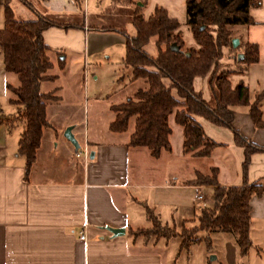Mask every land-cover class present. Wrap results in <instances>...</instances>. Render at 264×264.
Masks as SVG:
<instances>
[{
  "label": "crops",
  "instance_id": "crops-1",
  "mask_svg": "<svg viewBox=\"0 0 264 264\" xmlns=\"http://www.w3.org/2000/svg\"><path fill=\"white\" fill-rule=\"evenodd\" d=\"M37 1H41L42 10L47 11L44 16L53 20L71 25L79 18L70 0ZM133 1L141 7L143 19L159 7L179 27L185 26L184 0ZM247 15L250 24L229 30L238 45L256 46L257 61L241 74L228 76V80L234 77L232 83L229 81L231 86L241 81L250 100L264 88V0H252ZM85 17L87 12L82 10L78 27L45 29L41 40L54 57L63 53L65 58L67 51L69 58L76 59L74 68L77 76L81 75L82 99L89 96L91 101H96L98 94L91 90L88 94L86 89L88 79L96 81L98 78L91 57L106 54L108 58L111 47L119 45L123 50V45L119 36L104 33L110 26L85 25ZM187 37L192 41L189 30ZM5 85L15 87L17 81L14 75L4 73L0 55V264H172L163 252L170 239L159 238L147 245L129 234L150 226L145 208L161 225L177 228L181 222L193 220L200 205H211V188L190 183L195 173L200 172L190 169L186 177L177 179L178 168L172 170L170 177L168 169H161V161L170 163L185 161L182 157L186 155L193 157L190 153H181V139L173 149L170 143L173 129L168 120L169 151H160L156 159L143 148L127 147V135L119 139V134L107 129L113 119L109 107L124 102L126 96L106 107L112 119L99 131L86 129L76 139L69 127L76 150L47 123L41 131L34 160L25 173L23 157L16 152L24 121L17 115L16 107L9 103L12 97ZM193 85L196 90L202 87L198 79ZM204 98L207 99V95L204 94ZM231 114L232 128L254 145L264 147V129L252 126L245 108H232ZM196 122L203 135L217 145L207 158L213 164L209 168H216L218 184L240 186L243 182L242 150L233 143L230 131L201 118H196ZM176 131L181 135L180 127ZM83 148L86 158L75 157V151ZM244 182L247 186L254 184L261 188L259 195L249 198L248 215L264 221V153L249 156ZM197 194L200 200H196ZM105 228L121 229L123 233L113 237ZM78 233H83L84 241L78 240ZM236 257L223 259L218 264H253L246 254L238 256L245 259L242 263H237Z\"/></svg>",
  "mask_w": 264,
  "mask_h": 264
},
{
  "label": "trees",
  "instance_id": "trees-1",
  "mask_svg": "<svg viewBox=\"0 0 264 264\" xmlns=\"http://www.w3.org/2000/svg\"><path fill=\"white\" fill-rule=\"evenodd\" d=\"M27 10L33 11L25 0H16ZM75 4L77 5V1ZM126 5H135L130 16L132 36L116 30L122 39L123 57L121 64L130 71L129 81L142 80L144 86L134 90L130 98L112 105L109 110L113 119L107 129L111 133H127L126 146L143 148L151 158L156 159L160 151H169L167 137L170 130L167 118L181 129V153H190L196 158H207L216 144L202 133L196 118L230 131L233 143L242 150L240 164L242 184L238 187H222L216 179V168H209L206 174L195 173L190 182L196 186L211 188V205L199 210L190 221H183L178 231L159 223L148 209H144L149 228L130 231L129 234L144 232L165 241L179 239V247L186 248L198 231L219 232L234 235L237 253L241 257L250 246L248 239L249 205L251 195H259L261 188L245 185L244 176L249 156L264 153L259 147L242 137L231 126V109L244 107L255 129H264L263 90L250 100L247 89L241 81L230 85L228 76L241 74L245 68L257 61L254 44L238 45L239 52L230 47V27L251 23L247 9L252 0H184L185 25L195 47H186L178 37V23L169 19L164 10L155 7L146 19L133 0H121ZM119 1V2H121ZM10 0H0L3 9V25L0 29V55L5 74L15 76L17 86L5 85L13 98L9 103L16 107V113L24 123L17 140L16 152L24 160L26 173L32 164L45 120V103L56 102L57 89L41 92L43 82H53L56 75L46 74L51 64L50 50L42 43L41 32L47 28L67 29L71 25L58 24L43 16L32 21H17L8 6ZM116 4L117 0H112ZM110 30L106 28L105 31ZM112 30V29H111ZM155 37L156 55L149 56L143 47ZM174 44L178 50H169ZM162 46V47H161ZM240 54L241 58L236 59ZM229 59L232 70L224 69L223 60ZM57 68L60 67L57 65ZM198 79L201 88L196 90L193 82ZM207 95V99L204 98ZM185 224L192 226L184 229ZM136 235V234H135Z\"/></svg>",
  "mask_w": 264,
  "mask_h": 264
},
{
  "label": "rangeland",
  "instance_id": "rangeland-1",
  "mask_svg": "<svg viewBox=\"0 0 264 264\" xmlns=\"http://www.w3.org/2000/svg\"><path fill=\"white\" fill-rule=\"evenodd\" d=\"M25 1L31 5L33 9L32 12L27 10L18 1L10 0L8 6L12 12L14 20L32 21L37 15L48 18L58 24H65L44 16L47 11L44 8L42 10L43 6L41 5V1ZM70 1L76 7L75 15L79 16V18L82 14V10L87 12V17L84 19L85 25H95L103 28L110 26V30L104 33L119 37L120 35L116 30H122L125 34L130 36L134 34L129 19L135 8L134 4L128 6L125 2H119V0H117L118 2L116 4H113L111 0H84L81 4V0H76V5L74 0ZM115 7L121 9H116ZM139 12L140 11L138 10L136 13L139 14ZM79 18L74 19L73 22L75 24L73 23L71 26L78 27L81 22ZM2 25L3 9L2 6H0V29L2 28ZM236 27L240 28V25H236ZM187 33L188 30L186 29V25L179 27L177 30L178 37L184 45L182 50L186 47H195L194 43H192L187 37ZM154 41L155 37H151L143 47V50L151 57L156 55ZM109 50L112 52L108 51V58L106 54H98L91 57L95 62L98 78L96 81H90L88 79L86 89L88 94L90 93V90L91 92L95 91L98 94L99 99L96 101H91L89 96L82 99V79L81 75L78 77L76 74L77 72L74 68L76 63L75 58V60L69 58L67 51H65V58H63V53L57 57L48 54V60L51 67L46 71V74L56 75V78L53 82L41 83L39 89L41 92H46L53 88L57 89L55 95L58 97V100L53 103H45V112L47 123L55 129L58 136H63L64 131L69 127H71L70 129H72V133L76 139L80 138L81 133L83 131L85 132L86 129H88V131L92 129L99 131L112 119V115L106 107L110 104H115L117 101H121L124 96L130 98L135 89L144 86L142 80H135L133 83L129 81V69L119 62L120 58L123 56L122 47L117 45L111 47ZM235 50L238 53L239 48L236 47ZM91 59L89 58V61H91ZM223 63L225 66L224 69H233V65L229 59L223 60ZM57 65L60 67L59 69L57 68ZM233 78L234 77L229 78L231 83ZM9 96L13 98L10 92ZM171 117L172 115L167 118L169 126L173 129L170 143L173 149H176L179 139H181V135L177 133L176 130H178V127L172 123ZM15 124H17V120H15ZM126 135L127 133L119 134L118 138L123 139ZM178 158L180 159V157ZM182 158H186L188 161H183L182 159L181 161L173 160L170 161V163H167L168 161L166 163L161 161L160 167L161 169H168L169 177L172 170L178 168L176 177L177 179H181L188 175L190 169L206 174L209 165H213L208 158L196 159L189 157L188 155L185 157L183 156ZM204 192L205 191H203V193ZM206 194L208 195V192ZM202 208H205V204L200 205L199 210ZM199 210L195 211V217L198 215ZM167 226H169V224H167ZM191 226V224H185L184 229L188 230ZM145 227H148V224H146ZM178 229L179 227L175 228L176 231H178ZM133 238L139 243L144 242L147 245L154 240L159 239V237L150 236L144 232L139 233L137 231L134 233ZM193 238L196 239L197 242L189 243L186 248L179 247L178 238L170 239L163 249L168 263L201 264L204 262L205 264H218V262L223 259L228 261L231 256H237V263L245 261L243 257L239 258L240 256L237 253V246L235 245L233 234L198 231L194 234ZM248 239L250 246L246 250V258L250 263L264 264V221H261L258 216L249 218Z\"/></svg>",
  "mask_w": 264,
  "mask_h": 264
},
{
  "label": "water",
  "instance_id": "water-1",
  "mask_svg": "<svg viewBox=\"0 0 264 264\" xmlns=\"http://www.w3.org/2000/svg\"><path fill=\"white\" fill-rule=\"evenodd\" d=\"M237 45H238L237 40H236L235 38H231V39H230V47H231L232 49H235V48L237 47ZM169 50L175 52V51L178 50V48H177V46H175V45L172 43V44L169 45ZM240 58H241V55H240V54H237V55H236V59H240ZM63 137L65 138V140H66L67 142H69V144H70L75 150L77 149V144H76L75 141L73 140V138H72V136H71V134H70V132H69V128H67V129L64 131V133H63ZM105 230H106L107 232H109V233L111 234V236H113V237L120 236V235H122V233H123V230H121V229L117 230V229L105 228Z\"/></svg>",
  "mask_w": 264,
  "mask_h": 264
},
{
  "label": "built area",
  "instance_id": "built-area-1",
  "mask_svg": "<svg viewBox=\"0 0 264 264\" xmlns=\"http://www.w3.org/2000/svg\"><path fill=\"white\" fill-rule=\"evenodd\" d=\"M74 156H75V157H79V156H81L83 159H85V158H86V151H85V149L83 148V149H81V150L75 151ZM195 198H196V200H200V199H201L200 194H197V195L195 196ZM77 238H78V240H80V241H84L83 233H78Z\"/></svg>",
  "mask_w": 264,
  "mask_h": 264
}]
</instances>
